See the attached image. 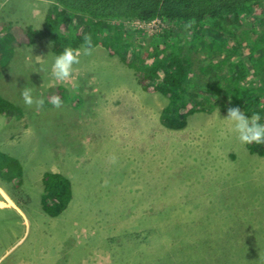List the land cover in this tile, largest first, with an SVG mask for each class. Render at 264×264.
I'll use <instances>...</instances> for the list:
<instances>
[{
	"label": "rangeland",
	"instance_id": "obj_1",
	"mask_svg": "<svg viewBox=\"0 0 264 264\" xmlns=\"http://www.w3.org/2000/svg\"><path fill=\"white\" fill-rule=\"evenodd\" d=\"M52 3L0 0V22L8 25L2 49L11 40L17 45L9 25L43 30ZM251 22L245 20L244 29L253 34L258 25ZM146 28L161 30L158 21ZM223 35L201 40L193 67L219 65L233 55L235 72L205 70L212 90L204 85L199 92L217 99L186 91L198 106L177 103L184 106L178 114L206 111L191 112L178 130L161 123L171 99L140 89L134 72L101 45L87 54L81 48L65 81L50 80L55 52L39 40L10 49L9 61L0 60V200H11L25 216L0 207V264H264V143L241 144L223 120L232 107L225 102V112L217 109L221 98L230 99L241 65L253 73L251 62L264 55V43L255 53L244 40L238 54ZM249 77L259 80L250 85L264 101V81ZM24 86L35 99L56 89L66 101L59 108L27 105ZM13 158L20 160V178L5 175L3 166L15 165ZM47 172L63 174L74 194L57 217L41 201ZM220 220L235 227L219 231Z\"/></svg>",
	"mask_w": 264,
	"mask_h": 264
},
{
	"label": "trees",
	"instance_id": "obj_2",
	"mask_svg": "<svg viewBox=\"0 0 264 264\" xmlns=\"http://www.w3.org/2000/svg\"><path fill=\"white\" fill-rule=\"evenodd\" d=\"M50 1L53 3L46 16L47 21L45 20L46 25L43 30L34 29L32 26L9 25L8 31L14 33V39L18 38V40L15 41L16 46L11 40V44L7 45V50L2 49L1 40L6 38V36L3 37V32L8 25L3 21L0 22L1 63L9 61L15 51L11 52V48L17 49L24 43L32 45L39 40L47 48H50L51 52L53 49L56 55L65 47L81 49L84 38L90 37L92 46L101 45L106 49V55L117 57L134 72L140 89L149 92L150 88H154L171 99V103L161 114V123L171 129H183L187 116L191 112L206 111L205 108L190 109L187 114L180 116L178 111L184 110L182 109L184 106L177 103L195 102L186 91L197 92L204 100L217 99L214 93L200 94L199 92L204 85L212 90L210 84L213 77L207 76L205 70L220 68L223 71L227 66V76L235 72L236 58L233 55L222 60L219 65H203L201 63L197 69H194L193 65L196 59L193 54L201 46V40L210 42L214 40L216 32H222L226 39L225 42L227 41L226 46L231 41L235 42L236 46L231 49L238 54L244 40H246L250 51L255 53L259 51L261 45L259 42L264 43V0ZM257 9L258 12H256ZM249 17L252 20L251 23L255 22L258 25V30L253 33L256 37L251 34V31L244 29L245 20ZM155 19H160L165 25V31L161 34L151 33L146 28H134L132 25L135 20L152 22ZM239 28L243 29L242 32H239ZM107 34L109 36L111 34V36L102 44L101 40ZM208 34L210 36H207ZM222 51L225 49L222 48ZM55 55L53 56L55 57ZM251 63L254 69L253 73L247 69L246 63H243L240 71L234 75L235 81L229 91L230 99L221 98L217 109L225 112V102H228L231 107L244 109L246 115L259 113L263 121L264 101H262L261 95H255L256 89L250 85V83L259 82V80L252 81L249 76L255 74L257 78H262L264 81V55L253 58ZM56 87L63 89V86L60 85ZM261 90L264 91V86L261 87ZM47 94V100L52 96H58L60 99L65 98L56 89L48 91ZM183 98H188V100L184 101ZM195 104L198 106V103L195 102ZM247 148L250 153H254L253 148L255 147L248 146ZM260 152L263 153L264 150ZM13 160H16L15 165H2L6 171L5 175L15 173L20 178L23 176L20 160L15 158ZM12 180L17 182L16 179ZM40 180L43 184L42 205L45 204L46 211L57 217L74 197L71 182L58 172L44 173ZM236 204H238L237 201L232 202L230 206ZM218 225L221 226L219 231L227 232L235 227L232 222L224 220H220ZM186 228L192 229L190 225H186ZM191 229L186 230V233L192 234ZM189 237L188 235L187 240ZM199 240L203 239L200 237Z\"/></svg>",
	"mask_w": 264,
	"mask_h": 264
},
{
	"label": "clouds",
	"instance_id": "obj_3",
	"mask_svg": "<svg viewBox=\"0 0 264 264\" xmlns=\"http://www.w3.org/2000/svg\"><path fill=\"white\" fill-rule=\"evenodd\" d=\"M156 21L160 23L161 30L158 33L161 34L165 31V25L160 19H155L152 22L135 20L132 25L134 28H146V24H151ZM81 48L85 54L91 51L92 43L90 37L86 36L84 38V43ZM80 52L81 49L65 47L61 52L56 54L49 72L50 80L65 81L72 78L76 71L74 65L79 62ZM20 94L24 103L27 105L35 103L37 107H41L45 103L44 98L35 99L32 94V89L29 87L24 86L21 88ZM47 102L52 107L56 108H59L63 103L58 96H52ZM223 120L231 122L232 128L237 134V138L241 144L264 143V122H262L259 113H253L249 116L243 114L239 108L232 107L228 109V116Z\"/></svg>",
	"mask_w": 264,
	"mask_h": 264
},
{
	"label": "crops",
	"instance_id": "obj_4",
	"mask_svg": "<svg viewBox=\"0 0 264 264\" xmlns=\"http://www.w3.org/2000/svg\"><path fill=\"white\" fill-rule=\"evenodd\" d=\"M48 91H46V94L45 95V102L47 103V94ZM6 202H8L7 204L4 203L2 200H0V207L3 209V210H12L13 212H15V214L17 216L21 215V216H25V212L22 208H20L19 206H16L13 204V202H11V200L7 199Z\"/></svg>",
	"mask_w": 264,
	"mask_h": 264
},
{
	"label": "bare ground",
	"instance_id": "obj_5",
	"mask_svg": "<svg viewBox=\"0 0 264 264\" xmlns=\"http://www.w3.org/2000/svg\"><path fill=\"white\" fill-rule=\"evenodd\" d=\"M146 18V17H145ZM49 20V19H48ZM47 21V20H46ZM50 21V20H49ZM49 23V22H48ZM45 24V23H44ZM46 25V24H45ZM50 25V23H49ZM52 25V24H51ZM55 37V36H54ZM53 38V37H52ZM56 42V41H55ZM71 44V43H70ZM147 44V43H146ZM149 47V46H148ZM146 48V47H145ZM125 63V62H124ZM153 65V64H152ZM147 66H148V63H147ZM146 67V66H145ZM177 69V68H176ZM153 71V70H152ZM172 74V73H171ZM165 75V74H164ZM167 77V76H166ZM205 77V76H204ZM141 94V93H140ZM147 95V94H146ZM144 96V95H143ZM159 159V158H158ZM153 178V177H152Z\"/></svg>",
	"mask_w": 264,
	"mask_h": 264
}]
</instances>
